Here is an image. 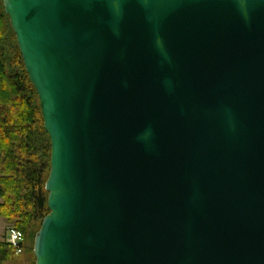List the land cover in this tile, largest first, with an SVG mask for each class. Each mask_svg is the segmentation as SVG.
<instances>
[{"label":"water","instance_id":"obj_1","mask_svg":"<svg viewBox=\"0 0 264 264\" xmlns=\"http://www.w3.org/2000/svg\"><path fill=\"white\" fill-rule=\"evenodd\" d=\"M50 141L35 264H264V0H2Z\"/></svg>","mask_w":264,"mask_h":264},{"label":"trees","instance_id":"obj_2","mask_svg":"<svg viewBox=\"0 0 264 264\" xmlns=\"http://www.w3.org/2000/svg\"><path fill=\"white\" fill-rule=\"evenodd\" d=\"M49 161L39 99L0 0V216L24 236L19 255L0 241V264L32 251L34 235L48 213L44 185Z\"/></svg>","mask_w":264,"mask_h":264},{"label":"built area","instance_id":"obj_3","mask_svg":"<svg viewBox=\"0 0 264 264\" xmlns=\"http://www.w3.org/2000/svg\"><path fill=\"white\" fill-rule=\"evenodd\" d=\"M6 242L12 247L14 253L19 255L23 251V233L15 228H8Z\"/></svg>","mask_w":264,"mask_h":264},{"label":"rangeland","instance_id":"obj_4","mask_svg":"<svg viewBox=\"0 0 264 264\" xmlns=\"http://www.w3.org/2000/svg\"><path fill=\"white\" fill-rule=\"evenodd\" d=\"M4 218H1L0 216V229H2V222ZM6 220L4 219V222ZM14 226V224L11 222H6V229H5V233L3 236V239L0 241H5L6 242V238H7V230L8 228H12ZM4 264H35V259L33 256V249L31 252L25 253L24 255H22L21 257L17 258V259H13L12 261L6 262Z\"/></svg>","mask_w":264,"mask_h":264},{"label":"crops","instance_id":"obj_5","mask_svg":"<svg viewBox=\"0 0 264 264\" xmlns=\"http://www.w3.org/2000/svg\"><path fill=\"white\" fill-rule=\"evenodd\" d=\"M0 203H1V199H0ZM2 220H3V222H2V229H0V240L3 239L5 229H6V221L4 222V219H2Z\"/></svg>","mask_w":264,"mask_h":264}]
</instances>
